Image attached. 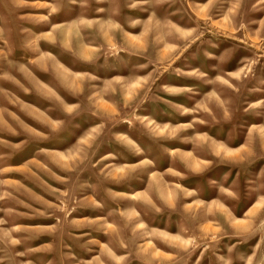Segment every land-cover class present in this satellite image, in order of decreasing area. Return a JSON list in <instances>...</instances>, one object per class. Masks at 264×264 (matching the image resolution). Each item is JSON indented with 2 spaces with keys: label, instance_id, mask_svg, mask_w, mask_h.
<instances>
[{
  "label": "rangeland",
  "instance_id": "1",
  "mask_svg": "<svg viewBox=\"0 0 264 264\" xmlns=\"http://www.w3.org/2000/svg\"><path fill=\"white\" fill-rule=\"evenodd\" d=\"M0 264H264V0H0Z\"/></svg>",
  "mask_w": 264,
  "mask_h": 264
}]
</instances>
